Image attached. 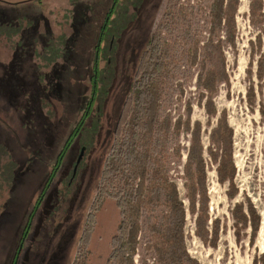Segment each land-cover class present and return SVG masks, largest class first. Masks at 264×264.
Returning a JSON list of instances; mask_svg holds the SVG:
<instances>
[{"label": "rangeland", "instance_id": "374dc122", "mask_svg": "<svg viewBox=\"0 0 264 264\" xmlns=\"http://www.w3.org/2000/svg\"><path fill=\"white\" fill-rule=\"evenodd\" d=\"M113 1L0 0V26L21 28L18 35L11 37L9 32L0 30V141L17 164L15 183L0 191V264H14L20 247L17 264H76L82 252L81 238L93 223L84 251L86 262L107 264L109 260L120 210L116 201L109 198L103 200L101 209L97 208L99 189L114 145L130 129L135 104L130 99L149 40L159 33L160 24H169L165 15L168 0H145L140 8H131L135 19L119 38L114 58L109 53L113 59L109 95L94 106L100 112L93 111L86 121L85 127L98 129L94 143L73 175L83 145L81 136L72 141L43 197L42 191L92 100V76L97 74L96 46ZM210 1L181 0L185 6H195L193 15H180L173 29L160 30L172 50L167 60L168 72L161 80L165 86L159 114L162 121L170 115L171 128L166 138L161 137L159 143L153 141L157 148L154 156L163 161L166 173L177 184L180 197L188 206L184 169L193 140L191 133L199 123L208 163L209 213L212 220L218 219L220 232L216 248L206 246L196 235V218L188 212L184 231L189 253L201 264H264V68L262 78H258V62L262 58L264 66V30L251 24V0H240L236 46L222 48L224 80L218 81L213 93H207L200 89L199 74L205 80L207 73L213 72L218 79L222 70L218 52L212 53V62L205 64V68L201 66L205 61L202 47L209 36ZM185 33L202 43L194 65L189 61L192 52L189 44L184 43ZM60 35L67 40L63 58L50 66L38 65L36 51H41L48 39ZM108 60L100 62L101 69L106 68ZM210 95L218 112L212 118L205 105ZM188 112L189 133L184 125ZM224 114L234 133L233 188L220 182L217 167L207 151L211 132ZM175 124L180 125L177 131ZM164 214L165 208L158 198L143 209L134 264H154V253L147 249V243ZM245 216L251 222L242 229L238 220ZM252 222L258 227L257 232H252Z\"/></svg>", "mask_w": 264, "mask_h": 264}, {"label": "trees", "instance_id": "16d2710c", "mask_svg": "<svg viewBox=\"0 0 264 264\" xmlns=\"http://www.w3.org/2000/svg\"><path fill=\"white\" fill-rule=\"evenodd\" d=\"M145 0H114L113 7L107 15L108 22L101 29L99 43L96 51H99L98 61H95L92 76L94 100L92 102L90 114L83 116L74 133L70 136L59 157L58 163L53 167L52 172L46 182V187L42 191V196L47 192L51 178L55 170L61 164V157L67 151V148L75 138V134L80 129L79 139L83 147L91 149V143H94L98 129H88L85 127L86 121L90 118L93 111L100 112L97 107L109 95L112 84L110 73L113 71L112 57L117 46V42L122 33L134 21L135 14H130L131 8L138 9ZM165 15L169 17V24L159 26V33L154 34L147 45L148 51L145 52L141 62L138 80L135 83L134 93L130 101L134 104L131 112H134L130 129L124 132V138L118 140L114 145L112 155H110L103 172L101 187L99 189V201L97 208L103 205L104 199H113L120 210V223L117 234L111 242V254L107 264H134V257L140 245L139 235L141 232V221L143 209L154 199L158 198L165 208V214L162 222L156 225L151 233L150 240L147 243V249L154 253V264H201L193 258L186 246L185 231L187 213L189 212L196 218V235L206 245L216 248L219 240V221L212 220L209 213V195L207 186V160L204 158V147L201 143L202 127L196 122V128L192 131V144L188 152L185 166L186 180L185 188L188 193V203L186 206L180 197L177 184L172 181L164 169L161 160L154 156L157 149L152 145L156 140L159 143L161 137L166 138L170 132L171 118L167 115L165 120H161L159 114L161 93L165 86L161 81L168 72L167 60L172 47L170 43L163 39L160 30L173 29L177 23L178 16H192L195 6H185L181 0H168ZM209 36L204 46L205 61L201 62L202 69L207 66L212 58V53H221V73L217 79V74L208 72L206 79L199 74L198 81L200 89L203 88L207 93H213L214 86L218 81L225 77V58L222 48L225 45L235 47L237 38L236 16L240 8V0H211L209 4ZM114 17V18H112ZM185 18L184 21H187ZM250 21L251 24L260 31L264 30V0H251L250 3ZM193 24L189 25V30ZM0 30L9 32V35L16 36L21 32V28L7 27ZM184 43L189 44V61L194 65L198 61L200 40L193 37L192 34L185 33ZM259 47H261V36H257ZM66 37L60 35L48 39L41 51H36L35 59L40 66H50L61 60L65 54ZM252 45L254 46L253 42ZM214 49V50H212ZM109 53H113L110 57ZM109 55V60L108 56ZM108 60L106 68L101 69L100 62ZM258 78H262L263 58L259 60ZM222 78V79H221ZM226 82V81H225ZM164 85V86H163ZM92 93V95H93ZM209 95V94H208ZM206 111L209 117L217 116V110L214 106L212 96H207ZM208 102V103H207ZM203 101H201V106ZM90 106V104L88 105ZM191 109V106H189ZM100 116V114H99ZM87 118V119H86ZM85 120V124L82 122ZM179 121V118L176 122ZM181 121V120H180ZM176 125V124H175ZM186 132L191 131V113L188 112V118L184 122ZM176 125V131L178 130ZM175 130V129H174ZM119 131V130H118ZM175 132V131H174ZM233 130L226 121L225 114L217 120L216 127L212 130L210 139L211 146L207 149L210 159L216 165V171L222 184H229V187H235L236 166L233 159ZM17 164L13 160L7 146L0 141V191L9 188L15 183ZM74 174V172H72ZM41 198L37 202L40 203ZM249 201V200H248ZM240 209V206L237 209ZM250 216L254 217L252 205L249 207ZM33 216V215H32ZM31 216V218H32ZM30 218V219H31ZM211 222V225L209 224ZM251 221L247 217L238 220L243 228ZM30 223V220H29ZM26 228V231L29 227ZM93 223V221H92ZM94 224V223H93ZM88 228L80 241V251L78 262L76 264H88L87 255L84 253L88 246L90 235L93 232L94 225ZM251 225L252 232H257V226ZM237 226V221H236ZM237 228V227H236ZM239 229V228H238ZM240 231V230H238ZM18 252V250H17ZM15 254V258L17 255ZM14 258V260H15Z\"/></svg>", "mask_w": 264, "mask_h": 264}, {"label": "flooded vegetation", "instance_id": "af4514ba", "mask_svg": "<svg viewBox=\"0 0 264 264\" xmlns=\"http://www.w3.org/2000/svg\"><path fill=\"white\" fill-rule=\"evenodd\" d=\"M95 76H96V74H95ZM94 86H96V83H94ZM93 100H94V93H93V95H92V100H91V102L89 103L90 106L87 107V112H86L85 115H83V116H86V117L89 116V114H90V110H91V106H92L91 104H92ZM86 119H87V118H86ZM82 121H83V120H82ZM84 124H85V120L82 122V125H84ZM80 129H81V128H80ZM80 129L77 130V132H76V134H75V138H74L73 141H75V139L80 135ZM85 154H86V148L83 147L82 150H81V153H80L79 160L76 162L75 167H74L73 170H72V172H74V174H76V173L79 171V168H80V165H81V160L85 158ZM60 162H61V161H60ZM59 169H60V165H59V167L55 170V173L53 174L54 176L51 178V181L53 180V178H55V176H56L57 173L59 172ZM74 174H73V175H74ZM51 181H50V183H51ZM49 185H50V184H49ZM49 185H48V187H49ZM42 197H43V196H42Z\"/></svg>", "mask_w": 264, "mask_h": 264}, {"label": "water", "instance_id": "95a60500", "mask_svg": "<svg viewBox=\"0 0 264 264\" xmlns=\"http://www.w3.org/2000/svg\"><path fill=\"white\" fill-rule=\"evenodd\" d=\"M107 22H108V19H107ZM107 22H106V23H107ZM98 54H99V51L97 52L96 61H98ZM21 248H22V247H20V249H19V251H18V253H17V255H16V258H15V262H14V264H17V259H18V256H19V254H20L19 252H20Z\"/></svg>", "mask_w": 264, "mask_h": 264}]
</instances>
